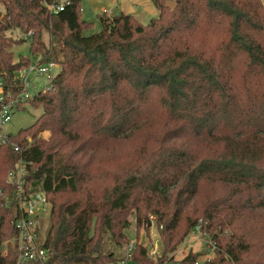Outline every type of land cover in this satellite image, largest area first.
Segmentation results:
<instances>
[{"label": "trees", "instance_id": "trees-1", "mask_svg": "<svg viewBox=\"0 0 264 264\" xmlns=\"http://www.w3.org/2000/svg\"><path fill=\"white\" fill-rule=\"evenodd\" d=\"M152 2L158 14L147 23L101 14V29L85 35L93 22L82 0H0L6 99L32 59L59 65L17 106L43 112L0 143V264H19L18 203H6L19 161L26 186L51 202L47 258L31 264L120 262L133 221L136 264L173 260L191 231L215 245L210 264H264L263 1ZM24 42L31 57H16ZM152 221L155 255L141 234ZM201 255L190 250L181 264Z\"/></svg>", "mask_w": 264, "mask_h": 264}, {"label": "built area", "instance_id": "built-area-1", "mask_svg": "<svg viewBox=\"0 0 264 264\" xmlns=\"http://www.w3.org/2000/svg\"><path fill=\"white\" fill-rule=\"evenodd\" d=\"M55 11L63 9V2L57 6H52ZM30 33V32H29ZM59 65L54 61L45 63H39L36 59H32L31 62L22 67L19 70L16 78L22 79V90L17 96L8 95L7 99L4 95L2 83L0 81V143H5L8 140V133L2 131V126L11 119V115L14 109H17L19 103L30 100L35 94L30 93L31 86L35 87L36 83H32L29 80L31 73H36L46 76L48 83L54 79ZM15 150H19V145H14ZM26 172L25 164L19 161L14 169L8 173V178L15 184V188L12 192V198L6 197V203L17 202L19 208V216L14 221L18 234L12 239V242L16 243L19 255V264H31L32 262L44 261L47 258L48 250L43 246V239L40 236V218L44 217L47 213L50 214L51 202L48 194L45 190L35 188L33 186L27 187L24 179ZM7 242H4L6 245ZM131 242L126 253V258L120 261L121 264H126L131 256L133 248ZM207 246L210 252L214 253L215 245L209 240ZM158 240L155 239L151 247V255H155L158 252ZM6 253V246L3 250ZM210 253H206L198 257L194 264H210Z\"/></svg>", "mask_w": 264, "mask_h": 264}, {"label": "rangeland", "instance_id": "rangeland-1", "mask_svg": "<svg viewBox=\"0 0 264 264\" xmlns=\"http://www.w3.org/2000/svg\"><path fill=\"white\" fill-rule=\"evenodd\" d=\"M262 1L264 4V0ZM87 20L92 21L93 26L90 29H87L84 31L85 35L92 34L101 29L102 26L99 20V16H97L96 14H92V18L87 19ZM147 22L148 20H143V23H147ZM12 51L16 57H18L19 55L31 57L30 50H29V42H24V43L13 46ZM55 70L57 71L58 68H55ZM29 80L32 83H36V86L35 87L31 86L29 90L31 94H35L36 92L44 88L46 84L48 83V79L46 78V76L36 74V73H31L29 75ZM42 112H43L42 107H33L29 103L26 104L25 108L14 109L11 115V119L2 126V131H4L5 133H10L12 135L17 134L21 129L31 126L35 122L36 118ZM41 135L48 136V134L45 132L41 133ZM48 216H49V213H47L44 217L40 218V236L42 239L45 236V231H46V227L48 224ZM149 226H150L149 234L145 236L146 234L142 230L141 232L142 237L145 240L147 237L149 240V245L151 246L153 245V242L155 241V239H157L158 240V250L160 251V241L158 239L156 226L153 223V221ZM128 234L130 236L131 242H134L137 237L134 221L132 225L130 226V228L128 229ZM208 241H209V237L206 234L199 232V231H191L190 234L187 236L186 240L174 252V259L166 261L165 264H181L182 257H184V255L190 250L199 251L202 253V255L206 253H210L211 256L214 257L215 254L213 252H210V249L207 246ZM114 264H121V263L116 262ZM126 264H136V263L133 260H128Z\"/></svg>", "mask_w": 264, "mask_h": 264}, {"label": "crops", "instance_id": "crops-1", "mask_svg": "<svg viewBox=\"0 0 264 264\" xmlns=\"http://www.w3.org/2000/svg\"><path fill=\"white\" fill-rule=\"evenodd\" d=\"M118 12L133 14L141 22L150 20L158 14V9L150 0H82V15L85 19L106 14L108 16ZM49 135V131H44Z\"/></svg>", "mask_w": 264, "mask_h": 264}]
</instances>
